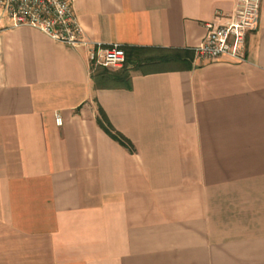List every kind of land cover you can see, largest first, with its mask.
<instances>
[{"label": "crops", "instance_id": "0c3cea01", "mask_svg": "<svg viewBox=\"0 0 264 264\" xmlns=\"http://www.w3.org/2000/svg\"><path fill=\"white\" fill-rule=\"evenodd\" d=\"M69 2L89 46L190 50L235 0ZM88 51L0 9V264H264V0L240 62L126 89Z\"/></svg>", "mask_w": 264, "mask_h": 264}, {"label": "built area", "instance_id": "2783aa9c", "mask_svg": "<svg viewBox=\"0 0 264 264\" xmlns=\"http://www.w3.org/2000/svg\"><path fill=\"white\" fill-rule=\"evenodd\" d=\"M0 9L12 28L35 29L54 42L74 47L87 46L92 67L120 70L125 63L121 46H89L73 14L69 0H0ZM260 11V0H235L225 24L207 25L205 37L192 49L194 60L213 63L219 60L242 61V50L249 32L255 30ZM55 124L62 121L55 115Z\"/></svg>", "mask_w": 264, "mask_h": 264}, {"label": "trees", "instance_id": "16d2710c", "mask_svg": "<svg viewBox=\"0 0 264 264\" xmlns=\"http://www.w3.org/2000/svg\"><path fill=\"white\" fill-rule=\"evenodd\" d=\"M125 54L124 66L117 72H104L100 75L101 83H112L114 86L129 89L131 70L142 74L164 73L172 71H188L192 68L193 51L183 49L162 48H122ZM97 120L99 126L105 133L126 149H131V144L120 134L115 133L101 113Z\"/></svg>", "mask_w": 264, "mask_h": 264}, {"label": "rangeland", "instance_id": "374dc122", "mask_svg": "<svg viewBox=\"0 0 264 264\" xmlns=\"http://www.w3.org/2000/svg\"><path fill=\"white\" fill-rule=\"evenodd\" d=\"M101 70H106L108 72H114L113 70H108V69H105L102 67H93L92 72H93V74H95L97 71H101Z\"/></svg>", "mask_w": 264, "mask_h": 264}]
</instances>
